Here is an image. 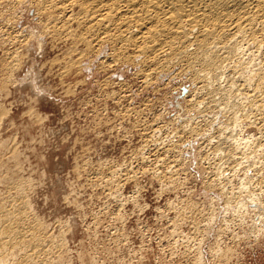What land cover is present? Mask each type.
<instances>
[{
    "label": "rangeland",
    "instance_id": "1",
    "mask_svg": "<svg viewBox=\"0 0 264 264\" xmlns=\"http://www.w3.org/2000/svg\"><path fill=\"white\" fill-rule=\"evenodd\" d=\"M38 16L0 0V215L23 199L41 243L9 262L264 264V154L243 158L264 148L263 127L239 119L222 148L242 159L222 163L228 114L191 105L202 97L189 70L146 81L159 66L114 61L108 43L73 64L86 46Z\"/></svg>",
    "mask_w": 264,
    "mask_h": 264
},
{
    "label": "bare ground",
    "instance_id": "2",
    "mask_svg": "<svg viewBox=\"0 0 264 264\" xmlns=\"http://www.w3.org/2000/svg\"><path fill=\"white\" fill-rule=\"evenodd\" d=\"M25 1L46 16L41 21L46 34L49 32L55 40H70L73 48L86 46L79 49L73 64L88 51L108 43L114 61L142 62L148 68L158 65V69L145 73L146 81L157 70L164 73L178 65L189 70L202 97L189 99L191 105L198 109L214 107L228 114L229 123L220 127L214 144L222 163H232L238 157L236 150L226 151L222 145L232 140L239 119H252L264 129V0H15L17 4ZM185 130L199 135L194 128ZM260 146L254 152H243V158L251 159L258 151L264 154ZM11 206L0 215V264L13 263L9 262L11 248L40 239L35 238V225L22 224L26 202L17 200ZM39 243L32 245L35 250ZM33 253H25L26 259Z\"/></svg>",
    "mask_w": 264,
    "mask_h": 264
}]
</instances>
